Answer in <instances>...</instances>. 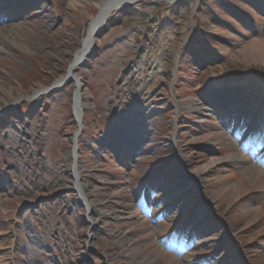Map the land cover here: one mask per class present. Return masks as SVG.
I'll return each mask as SVG.
<instances>
[{"label": "rangeland", "instance_id": "374dc122", "mask_svg": "<svg viewBox=\"0 0 264 264\" xmlns=\"http://www.w3.org/2000/svg\"><path fill=\"white\" fill-rule=\"evenodd\" d=\"M99 11L0 0V264H264V0L125 4L67 76Z\"/></svg>", "mask_w": 264, "mask_h": 264}, {"label": "bare ground", "instance_id": "6f19581e", "mask_svg": "<svg viewBox=\"0 0 264 264\" xmlns=\"http://www.w3.org/2000/svg\"><path fill=\"white\" fill-rule=\"evenodd\" d=\"M128 1L129 0H114V1L113 0H96V3H97V5L100 8V11H99L97 17L94 18L91 21L90 27L88 29V34H87V36L85 37V40H84V45L76 53V55H75V61L81 60L82 58H84L87 55V53L90 52V50L93 47V39H94V37L96 35V32H97L99 26L101 24H104V22H105V21L103 22V20L104 19L106 20L107 17H109V15L111 13H113L114 11H117L120 8H122L123 6H125L124 3H127ZM33 39L35 40L34 37H33ZM75 61H73V62H75ZM72 69H74V68H72V66H71V69L70 70H72ZM59 83L60 82H56V84H59ZM21 86H22V88H24V84H21ZM40 92H41L40 89H38V90L37 89L32 90L30 93H21V92L18 93L16 91V93L14 95L15 96L14 97V103L16 104V103L20 102L21 99H24V98H27L28 100H32L37 95H39ZM76 96H78V97H77L76 104H75V110H76V116L75 117L78 120L77 122H79V115H80V112L82 111L83 103H82L81 100L79 101V99H80L79 98V95L77 94ZM12 102L13 101H11V104L10 105H13L14 104ZM193 107L195 109H197L198 106L196 104H194ZM72 152H73V156H77L75 154V146L73 147ZM76 158L77 157L74 158V161L76 160L75 165L77 166V159ZM228 160L234 161L235 160V157L234 156H231V157H229ZM76 166H75V175H74V177H75V179H77V186L83 192V196H84V198L86 200L88 209H94V208H96V205L94 204L93 201H91L89 199V196H90L91 193H90V191H86V185L82 182V180H81L82 176L79 173V171H78V173L76 172L77 171V167ZM155 259L156 258L153 259V263H154Z\"/></svg>", "mask_w": 264, "mask_h": 264}, {"label": "trees", "instance_id": "16d2710c", "mask_svg": "<svg viewBox=\"0 0 264 264\" xmlns=\"http://www.w3.org/2000/svg\"><path fill=\"white\" fill-rule=\"evenodd\" d=\"M228 3H230V5L231 4H233L234 6H236L237 8H239V5H236L235 3H231V2H228ZM245 18V17H244ZM247 21V23L248 22H250L249 21V19H247L246 20ZM197 24V23H196ZM200 37L201 38H204V35L203 34H201L200 33V30L197 28V30H196V36L195 37H193L192 38V40L189 42V45L187 46V49H185L184 51L186 52V53H192L193 54V58H194V61L195 62H198L199 63V60H200V63H204L205 62V52H209V53H211L210 51V49H209V47L210 48H213V46H204V49H202V47L200 46ZM228 39V38H227ZM210 42H212V41H210ZM221 56V53L219 52L218 54H217V58L218 57H220ZM42 68H40V67H36V72H37V75L36 76H34L35 78H36V81H39V80H41V79H39V77H40V75H41V73H42ZM38 74H40V75H38ZM34 83V81H30L28 84H30V85H32ZM30 85H24V88L25 89H27V88H30L29 86ZM69 110H70V108H71V106L69 105ZM87 118V117H86Z\"/></svg>", "mask_w": 264, "mask_h": 264}, {"label": "water", "instance_id": "95a60500", "mask_svg": "<svg viewBox=\"0 0 264 264\" xmlns=\"http://www.w3.org/2000/svg\"><path fill=\"white\" fill-rule=\"evenodd\" d=\"M114 1V0H113ZM139 0H129L127 3H124V4H132V3H135V2H138ZM166 1H170V0H166ZM105 21V19L103 20V22ZM102 22V23H103ZM102 27L103 26H101L98 30H101L102 29ZM93 41H95V40H93ZM77 63H79V61H75L74 63H73V65H71L72 66V68L77 64ZM70 75V74H69ZM63 82H61L60 84H62ZM57 86H55V83L52 85V87H50L51 89H53V88H56ZM74 103H75V100H74ZM73 109H74V112H75V114H76V110H75V104L73 105ZM81 118H82V113L80 112V115H79V127H78V129H77V131H75V133H74V137H75V143H76V137H77V135H78V133L80 132V129H81Z\"/></svg>", "mask_w": 264, "mask_h": 264}]
</instances>
